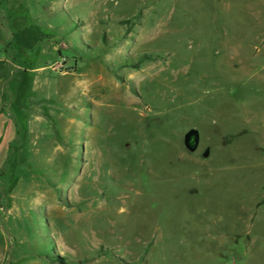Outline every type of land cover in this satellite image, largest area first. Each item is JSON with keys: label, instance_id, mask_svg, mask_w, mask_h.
<instances>
[{"label": "rangeland", "instance_id": "rangeland-1", "mask_svg": "<svg viewBox=\"0 0 264 264\" xmlns=\"http://www.w3.org/2000/svg\"><path fill=\"white\" fill-rule=\"evenodd\" d=\"M0 24V264H264V0Z\"/></svg>", "mask_w": 264, "mask_h": 264}, {"label": "crops", "instance_id": "crops-1", "mask_svg": "<svg viewBox=\"0 0 264 264\" xmlns=\"http://www.w3.org/2000/svg\"><path fill=\"white\" fill-rule=\"evenodd\" d=\"M1 25V24H0ZM4 41H3V39H2V37L0 36V44L1 43H3ZM197 141H196V147L195 148H197V146H198V143H199V136H197ZM182 143H183V149L184 150H187V151H191V148L188 146V144H187V142H186V133L184 134V137H183V139H182Z\"/></svg>", "mask_w": 264, "mask_h": 264}, {"label": "trees", "instance_id": "trees-1", "mask_svg": "<svg viewBox=\"0 0 264 264\" xmlns=\"http://www.w3.org/2000/svg\"><path fill=\"white\" fill-rule=\"evenodd\" d=\"M143 58H149V56H147V55H144V56H143Z\"/></svg>", "mask_w": 264, "mask_h": 264}]
</instances>
